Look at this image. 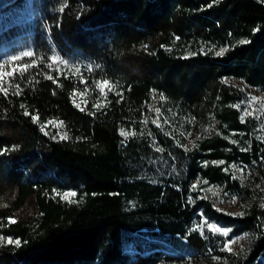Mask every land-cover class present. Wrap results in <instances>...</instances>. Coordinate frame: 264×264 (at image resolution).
Wrapping results in <instances>:
<instances>
[{
    "label": "trees",
    "instance_id": "16d2710c",
    "mask_svg": "<svg viewBox=\"0 0 264 264\" xmlns=\"http://www.w3.org/2000/svg\"><path fill=\"white\" fill-rule=\"evenodd\" d=\"M20 46L33 56L4 71L33 67L0 92V264H264V141L227 81L264 93V0H0V54ZM178 127L195 128L189 144ZM205 218L245 249L222 251Z\"/></svg>",
    "mask_w": 264,
    "mask_h": 264
},
{
    "label": "rangeland",
    "instance_id": "374dc122",
    "mask_svg": "<svg viewBox=\"0 0 264 264\" xmlns=\"http://www.w3.org/2000/svg\"><path fill=\"white\" fill-rule=\"evenodd\" d=\"M22 52H27V49L24 47H17L15 50H13L12 52L8 51L6 53L0 54V64H4L5 61H8L10 57L15 56V55H19ZM12 64L7 63L5 64L4 67L8 66ZM228 82L238 86L239 88L243 89L246 94H247V99L244 101L243 104V112L245 110V106L247 107L248 112L250 113V115H254L258 118L259 120V128H260V134L262 136V140L264 141V93L262 91H260L259 89L255 88V87H250L247 86L244 82L234 79V78H228L227 79ZM99 82V81H97ZM97 82H95V88L97 87ZM97 95L93 96L94 99H96V103H100L102 104L105 100V93L101 94L99 88L96 90ZM91 92H93L91 90ZM92 97V98H93ZM255 97V100H252L251 98ZM89 99L88 95H85L84 93L81 94L79 97H76V100L78 101V103L80 102L81 104H83V102H86V100ZM154 104H152L151 106H153ZM179 134L183 135V138L185 139V141L187 142V144H189L193 138L194 132H195V128H191L188 129L187 131H184V129L181 128H175ZM211 188L213 191H215L217 193L216 196H213L212 192H209L208 189ZM205 191H207V195L211 196L215 207L223 210L226 213H230V214H236L240 212V202L237 198H235V203H232V199H229L227 197H225L224 195L221 194V189L219 188V186H215V185H208L206 186V188H204ZM224 202H221V201ZM213 223V222H210ZM215 224V223H214ZM217 226H219L217 224ZM203 227L207 228V225H203ZM221 227V226H219ZM224 229H228L225 227H221ZM207 231L211 232L208 228ZM135 237H138L137 241L142 245V242H146V241H151L154 240L155 242H158L160 246L167 248L169 242L167 240H163L161 238H152L151 235L149 233H141L140 235H135ZM177 242H181L185 244V240L184 239H180L178 237H176L175 239ZM225 240H235V243H232L230 245L231 247V251L234 252H242L245 249V246L247 244V240L245 235H236V236H232L229 237ZM263 256H259L258 260H262Z\"/></svg>",
    "mask_w": 264,
    "mask_h": 264
},
{
    "label": "snow or ice",
    "instance_id": "6c2138e0",
    "mask_svg": "<svg viewBox=\"0 0 264 264\" xmlns=\"http://www.w3.org/2000/svg\"><path fill=\"white\" fill-rule=\"evenodd\" d=\"M61 11H64V9L61 8ZM240 43L241 44H245V43H247V41L242 40V41H240ZM225 51H226V49H221L216 54L218 56H220V55H223ZM32 56H33V53L30 52V51L29 52H22L19 55H15V56L10 57L8 61H5L4 62V64H0V92H2L5 95H7L8 94V89H9V87H11V88L14 89L15 94H17V95L19 94V91L21 90V80L23 79V75H24V73L26 72L27 69L33 67L34 62H32V63L25 62V63L19 65L18 67H13L11 69V71H7V72L4 71V66L7 63H10V62H13V61H20L24 57H32ZM52 59L55 61L56 60V57H53ZM17 71H19V73H20V78L19 79H11L10 81H7L6 82L5 78L6 77L13 78L14 73H16ZM75 71L78 73V72H80V69L79 68H76ZM46 78L48 80L53 81L55 83V81L53 80V76L48 75ZM28 82L31 83V81H28ZM81 82H83V81H81ZM6 83H7L8 86H5ZM109 83L110 82L108 80H102V81L97 82V87L99 88L101 94H104V89H105V87L109 86ZM73 95H74V93H73ZM161 99H163V97H161ZM251 99L252 100H255V97H252ZM75 106L77 108H80V105L79 104H76ZM94 106L95 107H98L99 105H94ZM21 107H23V105H21ZM247 107L248 106H245V110H244V112H243V114L241 116V121L242 122H243V117L244 116L250 115V113L247 110ZM80 111H84V109L83 108H80ZM156 112H157V114H159L160 110L157 109ZM23 114L25 116H28L29 115V113L27 111H25ZM37 119L38 118L36 116H33L32 117V121L34 123L37 121ZM143 123L144 124H147V121L145 120V121H143ZM152 123L155 124L157 128L161 127V125L159 124V122L157 120H153ZM40 131L41 132H44L45 131V125H41ZM45 134L47 135L48 133H45ZM141 134H143V133L141 132ZM120 135L122 137H127L129 135L136 136V132L133 131V132L128 133V132H125L124 129H121L120 130ZM149 135H151L150 132H149ZM166 135H167V133H166ZM53 138H55V137H53ZM60 138L62 140H66V139H68V134L65 132V133H63L60 136ZM242 150H244V149H242ZM156 151L157 152H161V151H163V149L157 147L156 148ZM220 163H224V161H220ZM231 167H233L236 171H240V172L243 171L242 169L237 168L236 165H232ZM233 179H236V176L235 175H233ZM193 188H195V185H193ZM208 191L209 192H212L213 196H216L217 195V193L215 191H213L211 188H209ZM55 195L56 196H60V198L62 200H66L69 203H72V204L77 203L76 200L70 199L72 197H76L77 193L75 191H65L63 193H60V192L57 191V192H55ZM221 202H224V201L222 200ZM231 202L232 203H235V199L233 198ZM260 207L261 208H264V203H262L260 205ZM218 211H219V209H218ZM238 215L243 216L244 213H239ZM9 223H15V221L14 220H10ZM203 225H207V228L211 232H213V234L219 233V234L223 235L224 237H227L229 235L230 231H231L230 229L221 228V227L217 226V224L210 223L206 218L204 219L203 224L199 226L201 228V230L203 229ZM3 239H4V237L0 236V241H3ZM235 242H236L235 240H225L224 243H223V247H222L221 250L222 251L231 252L230 245L232 243H235ZM7 244L8 245L15 244L17 247H19L21 245V241L18 240V239L17 240H12L11 238H9V239H7Z\"/></svg>",
    "mask_w": 264,
    "mask_h": 264
}]
</instances>
